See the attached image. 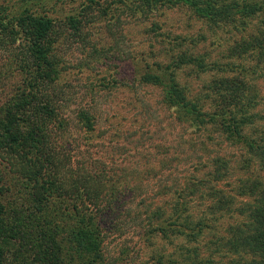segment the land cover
I'll use <instances>...</instances> for the list:
<instances>
[{
  "label": "trees",
  "instance_id": "1",
  "mask_svg": "<svg viewBox=\"0 0 264 264\" xmlns=\"http://www.w3.org/2000/svg\"><path fill=\"white\" fill-rule=\"evenodd\" d=\"M42 1L17 0L0 7V48H9L13 71L19 69L24 76L16 97L0 110V169L19 176L29 194L26 202L13 205L27 212L16 221L11 216L16 210L0 196V232L4 231L0 264H23L28 253L37 264H62L66 235L89 264H109L108 237L126 235L127 221L140 226V249L142 244L150 249V243L166 241L139 264H264V124L254 126L264 116L256 112L261 97L257 88L239 76H225L215 84L220 91L211 103L217 108L204 110L205 104L190 98L176 82V70L196 62L193 56L172 57L169 73L142 72L140 82L165 86L166 104L174 110L175 120L180 122L183 110L182 121L193 134L219 125L224 141L248 157L239 168L248 163L250 168L254 161L259 173L250 170L248 176L234 178L227 158L211 157L212 140H185L182 149L167 147L168 170L185 167L183 176L163 185L161 203L154 207L149 203L142 210L126 208L141 194L128 187H108L105 176L113 175L93 152L100 145L92 140L98 138L97 114L78 104L66 106L62 68L54 50L56 20L43 12ZM120 2L126 11L137 7L133 13L138 17L165 5H187L215 27L238 32L229 49L235 59L253 58L264 67V0ZM85 16L66 18L77 35L87 25ZM257 17V26L248 30ZM207 66L202 62L200 67ZM224 66L233 71L240 67L235 62ZM251 127L253 133L248 131ZM200 151L205 156H199ZM153 196L149 197L155 201L158 196ZM127 216L133 218L123 219Z\"/></svg>",
  "mask_w": 264,
  "mask_h": 264
},
{
  "label": "rangeland",
  "instance_id": "2",
  "mask_svg": "<svg viewBox=\"0 0 264 264\" xmlns=\"http://www.w3.org/2000/svg\"><path fill=\"white\" fill-rule=\"evenodd\" d=\"M15 1L0 0V7ZM120 1H42L43 12L56 20L54 50L62 68L60 82L66 92L65 104L68 108L75 104L90 108L98 116L94 133L98 138L93 137L92 140H98L100 145L93 152L99 153L103 169L113 175L105 176L108 187L113 186L117 190L128 187L135 194L142 195H135L132 202L126 203L125 207L129 209L140 207L142 210L149 203L152 207L160 204L163 185L183 176L185 167L180 165L168 170L169 165L165 166L169 156L167 147L172 144L182 149L185 140H212L209 142L211 157L227 158L234 178L246 177L250 170L254 174L259 173L254 161L250 168L249 163L245 169L239 168L248 157L243 156L240 147L224 141L219 125L193 134L188 124L182 121L183 110L179 113L180 122L175 120L174 110L166 104L164 85L140 82V74L145 71L169 73L172 68L167 66L172 57L193 56L196 62L176 70V82L187 90L190 98L200 99L205 104L204 110L217 108L215 103H211L218 99L220 91L215 84L225 76H239L254 85L261 94L256 112L264 116L263 65H258L253 58L238 61L229 53L238 32L228 26L215 27L187 5H165L138 17L133 13L137 7L126 11ZM79 14L86 15L87 25L77 35L68 21L70 16ZM259 19L252 20L248 30L254 29ZM10 38H6L7 43L11 42ZM9 51L7 46L0 48V110L16 97L24 78L19 69L13 71V56ZM202 62L208 65L206 69L200 67ZM230 62L240 67L234 71L226 68L224 65ZM242 65L246 70L241 71ZM262 124L264 119L254 126ZM248 131L253 133V127ZM199 156H205L203 151ZM18 178L0 169V196L4 202L8 200L12 204L10 210H16L14 216L11 214L15 221L20 214L24 217L27 212L13 205L26 202L29 195L27 189L24 192ZM136 182L140 184L137 186ZM149 196L158 198L154 201ZM143 197L149 199L144 200ZM131 218L123 217L125 220ZM124 229L126 235L111 234L108 237L106 260L109 264H139L150 257L151 250L160 251L165 245V240H157L156 245L149 244L150 249L143 244L140 249L139 224L127 221ZM64 240L62 264H89L83 251L67 242V235ZM22 263L37 264L30 253Z\"/></svg>",
  "mask_w": 264,
  "mask_h": 264
}]
</instances>
